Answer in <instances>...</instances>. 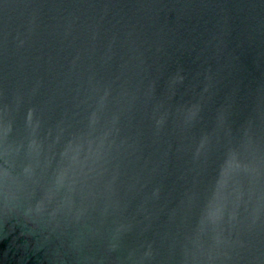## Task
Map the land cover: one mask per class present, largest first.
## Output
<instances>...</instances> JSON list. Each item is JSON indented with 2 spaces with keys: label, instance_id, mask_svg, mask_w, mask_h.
I'll return each instance as SVG.
<instances>
[{
  "label": "water",
  "instance_id": "95a60500",
  "mask_svg": "<svg viewBox=\"0 0 264 264\" xmlns=\"http://www.w3.org/2000/svg\"><path fill=\"white\" fill-rule=\"evenodd\" d=\"M0 264H264V0H0Z\"/></svg>",
  "mask_w": 264,
  "mask_h": 264
}]
</instances>
